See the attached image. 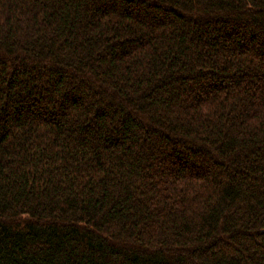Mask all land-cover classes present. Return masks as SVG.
<instances>
[{"label":"trees","instance_id":"obj_1","mask_svg":"<svg viewBox=\"0 0 264 264\" xmlns=\"http://www.w3.org/2000/svg\"><path fill=\"white\" fill-rule=\"evenodd\" d=\"M0 264H264V0H0Z\"/></svg>","mask_w":264,"mask_h":264}]
</instances>
